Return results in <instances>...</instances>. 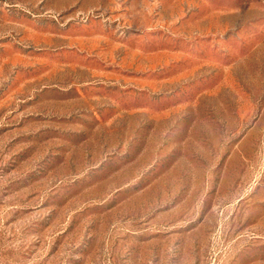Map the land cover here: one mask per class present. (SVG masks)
Instances as JSON below:
<instances>
[{"label": "rangeland", "instance_id": "374dc122", "mask_svg": "<svg viewBox=\"0 0 264 264\" xmlns=\"http://www.w3.org/2000/svg\"><path fill=\"white\" fill-rule=\"evenodd\" d=\"M0 264H264V0H0Z\"/></svg>", "mask_w": 264, "mask_h": 264}]
</instances>
